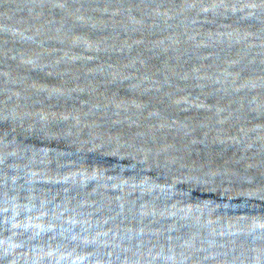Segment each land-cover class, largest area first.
Segmentation results:
<instances>
[{"label":"water","instance_id":"1","mask_svg":"<svg viewBox=\"0 0 264 264\" xmlns=\"http://www.w3.org/2000/svg\"><path fill=\"white\" fill-rule=\"evenodd\" d=\"M264 158V0H0V264H152Z\"/></svg>","mask_w":264,"mask_h":264}]
</instances>
